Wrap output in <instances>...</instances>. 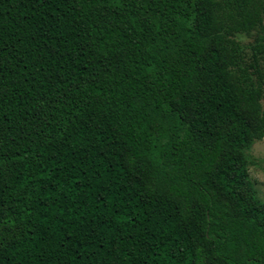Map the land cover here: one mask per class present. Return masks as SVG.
I'll return each instance as SVG.
<instances>
[{"label": "trees", "instance_id": "trees-1", "mask_svg": "<svg viewBox=\"0 0 264 264\" xmlns=\"http://www.w3.org/2000/svg\"><path fill=\"white\" fill-rule=\"evenodd\" d=\"M260 57L264 0H0V264H264Z\"/></svg>", "mask_w": 264, "mask_h": 264}, {"label": "rangeland", "instance_id": "rangeland-1", "mask_svg": "<svg viewBox=\"0 0 264 264\" xmlns=\"http://www.w3.org/2000/svg\"><path fill=\"white\" fill-rule=\"evenodd\" d=\"M255 31L250 33H239L236 39L242 45L244 58L251 59V45L255 41ZM260 65L264 68V57H260ZM248 163V174L254 185L257 197L264 202V139L255 141L246 151Z\"/></svg>", "mask_w": 264, "mask_h": 264}]
</instances>
